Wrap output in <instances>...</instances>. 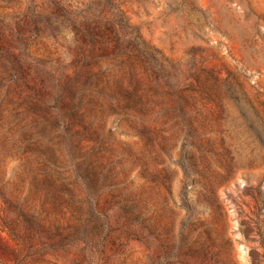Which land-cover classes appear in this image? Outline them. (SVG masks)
Returning a JSON list of instances; mask_svg holds the SVG:
<instances>
[{"label": "rangeland", "instance_id": "obj_1", "mask_svg": "<svg viewBox=\"0 0 264 264\" xmlns=\"http://www.w3.org/2000/svg\"><path fill=\"white\" fill-rule=\"evenodd\" d=\"M0 264H264V0H0Z\"/></svg>", "mask_w": 264, "mask_h": 264}]
</instances>
